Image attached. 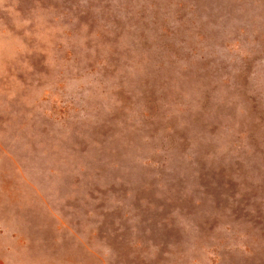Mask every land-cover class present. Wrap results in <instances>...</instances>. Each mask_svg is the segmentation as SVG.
I'll return each instance as SVG.
<instances>
[{
  "label": "rangeland",
  "instance_id": "obj_1",
  "mask_svg": "<svg viewBox=\"0 0 264 264\" xmlns=\"http://www.w3.org/2000/svg\"><path fill=\"white\" fill-rule=\"evenodd\" d=\"M0 264H264V0H0Z\"/></svg>",
  "mask_w": 264,
  "mask_h": 264
}]
</instances>
